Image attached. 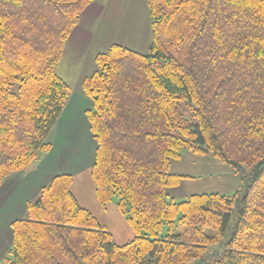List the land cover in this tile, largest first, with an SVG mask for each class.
Listing matches in <instances>:
<instances>
[{"label":"trees","instance_id":"1","mask_svg":"<svg viewBox=\"0 0 264 264\" xmlns=\"http://www.w3.org/2000/svg\"><path fill=\"white\" fill-rule=\"evenodd\" d=\"M93 1L0 0V187L51 150L71 94L57 69ZM147 6L149 52L112 45L82 83L97 199L115 202L134 238L115 243L61 175L12 223L0 264H264V0ZM183 150L230 167L244 193L168 201L192 178L170 172ZM229 229L225 250L203 261Z\"/></svg>","mask_w":264,"mask_h":264},{"label":"crops","instance_id":"2","mask_svg":"<svg viewBox=\"0 0 264 264\" xmlns=\"http://www.w3.org/2000/svg\"><path fill=\"white\" fill-rule=\"evenodd\" d=\"M146 8L147 0H94L72 31L57 69L71 94L49 136L51 150L28 169L10 175L0 187V262L12 244V223L25 217L27 203L61 175L71 176L76 200L110 231L115 243L124 245L134 238L115 202L102 206L97 199L91 175L97 144L87 118L93 103L82 83L95 73L96 56L112 45L146 54L152 40ZM135 46H143L144 51Z\"/></svg>","mask_w":264,"mask_h":264},{"label":"rangeland","instance_id":"3","mask_svg":"<svg viewBox=\"0 0 264 264\" xmlns=\"http://www.w3.org/2000/svg\"><path fill=\"white\" fill-rule=\"evenodd\" d=\"M148 9L146 8V15ZM149 18V15H147ZM143 46L136 49H141ZM145 47V46H144ZM138 51V50H136ZM149 50H145L148 53ZM61 64V62H60ZM61 66V65H60ZM181 159L173 161L170 172L183 176H190L192 178L185 179L177 188L167 190L169 195L168 201L172 199L176 203L186 201L192 195L202 194H220L224 196H234L236 193H244L246 186L235 172L212 156H196L187 150L182 151ZM168 227L163 230V235H166ZM175 234H183L184 228L176 225L174 228ZM212 235L211 231L207 232ZM229 231L220 239L219 243L209 249L207 254L203 257V261H209L211 254L216 252H223L225 244L229 238ZM200 260L193 261L198 263Z\"/></svg>","mask_w":264,"mask_h":264}]
</instances>
